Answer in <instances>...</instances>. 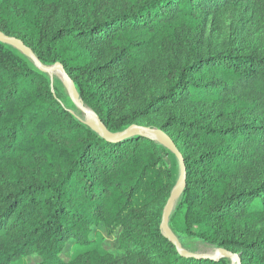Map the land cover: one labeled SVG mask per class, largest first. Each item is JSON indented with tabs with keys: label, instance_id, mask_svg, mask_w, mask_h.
<instances>
[{
	"label": "trees",
	"instance_id": "obj_1",
	"mask_svg": "<svg viewBox=\"0 0 264 264\" xmlns=\"http://www.w3.org/2000/svg\"><path fill=\"white\" fill-rule=\"evenodd\" d=\"M62 1L0 0V33L22 40L43 65L62 64L85 105L110 132L182 103L201 108L247 101L264 112V54L228 50L167 67L162 71L166 92L136 102L125 113L128 92L137 87L132 79L143 78L156 63L154 54L143 51L148 43L187 18L242 0H134L114 16L101 13L94 2L59 25L51 10ZM120 41L125 46L102 61V49H114ZM102 75L109 76L101 81ZM224 112L221 108L197 119L175 114L161 127L166 134L169 126L189 133L180 143L170 137L187 168V186L170 227L186 234L204 226L199 236L209 243L230 217L264 206V183L227 196L236 171L264 157V122ZM165 156L176 159L147 137L105 140L62 106L49 75L0 42V170L13 166L18 173L16 183L0 188V264L31 255H39L43 264H62L66 245L88 243L98 223L112 229L124 225L134 207L150 206L167 190L161 165ZM25 167L30 174L22 171ZM160 226L147 236L136 228L132 236L138 244L146 239L150 248L167 247V255L158 256L160 264H226L224 258L214 262L180 256ZM224 243L252 254L240 256L242 264H264V236L213 245L221 249Z\"/></svg>",
	"mask_w": 264,
	"mask_h": 264
},
{
	"label": "rangeland",
	"instance_id": "obj_2",
	"mask_svg": "<svg viewBox=\"0 0 264 264\" xmlns=\"http://www.w3.org/2000/svg\"><path fill=\"white\" fill-rule=\"evenodd\" d=\"M132 1L134 0H63L55 5L51 11L54 13L52 17L56 22L55 24L61 25L76 11L83 12L89 9L94 2L98 3V9L101 13L114 16L127 9ZM124 46L125 42L120 41L114 49H102L101 60L110 59L118 52L117 49H121ZM228 50H237L247 54L255 52L264 54V0L260 2L242 0L219 6L210 15L202 14L199 17L187 18L176 29L165 33L160 38L154 39L152 45L148 43L143 51L154 54L156 63L146 76L132 79L137 84V87L128 92L127 101L129 103L125 104V113L136 102L140 104L149 97H155L166 92L167 83L162 71L167 67L184 66L195 60L204 59L212 54ZM47 75H49L53 92L61 97L62 106L71 111V113L77 114L83 120L90 121V117L83 114L73 103L64 75L60 72ZM108 76L102 75L100 80L103 81ZM197 107L189 103L165 106L156 114L142 118L132 125L161 129L166 120L175 114L197 119V117L208 115V113L215 115L219 113L221 108H225V116L231 112H237L238 116H245L250 120L264 122V112L257 111L252 102L239 101L229 103V105L225 102L218 104V106L211 104L210 106L201 105V108ZM89 110L92 111L90 108ZM165 131L170 137L177 138L178 143L189 136L186 130L179 131L177 127L172 128L169 126ZM152 140L159 143L157 138ZM196 151L198 150L196 149ZM161 165H163V171H165L167 176V190L153 204L148 207H134L128 214L127 222L120 227L112 229L105 226L102 222L98 223L95 230L90 232L88 243H76L72 240L66 245L60 255L61 263L160 264L158 256L167 255L165 251L168 248H150V245L146 243V239L140 240L138 244L132 239V236L136 228L139 229L142 236L150 235L155 226L161 224L165 205L179 182L180 166L175 158L165 156ZM29 169L25 167L22 171L30 174ZM17 180L18 173L13 166L0 170L1 189H7L10 184L16 183ZM263 183L264 157L259 156L254 158L249 167H243L241 170L236 171L232 176V181L230 180V191L227 196L240 190L248 191ZM180 200L181 197L176 203L172 215L175 213L176 206ZM258 205L250 213L230 217L227 222L222 224V228L217 234V240L212 243L203 240L199 236L206 231L204 226H194L192 231L186 234H178V232L175 234L180 237L185 251L200 255L217 253L220 248L215 247L213 244L221 241L245 242L259 240L264 236V206L263 204ZM171 229L174 232L173 229L175 228ZM177 229L180 230L181 227L177 226ZM129 237H131L130 240ZM222 245V248L240 256L243 255L245 258H250V255H252L251 253L247 255L243 247L236 243H224ZM12 264H43V260L39 255H31L20 262ZM226 264H231V261L226 259Z\"/></svg>",
	"mask_w": 264,
	"mask_h": 264
},
{
	"label": "water",
	"instance_id": "obj_3",
	"mask_svg": "<svg viewBox=\"0 0 264 264\" xmlns=\"http://www.w3.org/2000/svg\"><path fill=\"white\" fill-rule=\"evenodd\" d=\"M0 42L9 46H12L19 50L23 55L29 58L42 72L46 74H53L55 72H60L64 75L65 79L69 82V93L71 99L75 106L86 116L92 117V121H85V124L91 128L94 132L101 135L105 140L109 142H121L128 138H132L134 136H142L148 137L151 139H158L159 143L166 148L170 153H172L180 166V178L176 188L171 193L165 208L162 214V222H161V230L165 234V237L172 243V245L176 248L177 252L180 256L186 258H194V259H204L211 260L214 262H218L221 259H228L231 261V264H242L241 258L239 254L233 253L227 249L221 248L215 254H194L183 249V246L176 236V234L172 231L170 227V218L172 215V211L179 201L180 197L185 192L187 186V168L183 155L177 148L174 141L170 138L168 134H166L161 129H155L152 127H144L139 125L129 126L127 129L119 132L112 133L110 132L106 126L102 123L100 118L85 105L83 100L80 97L79 92L76 89L74 81L68 76L62 64L58 63L54 66H45L43 65L38 57L34 54V52L25 45V43L15 37H10L3 35L0 33Z\"/></svg>",
	"mask_w": 264,
	"mask_h": 264
},
{
	"label": "bare ground",
	"instance_id": "obj_4",
	"mask_svg": "<svg viewBox=\"0 0 264 264\" xmlns=\"http://www.w3.org/2000/svg\"><path fill=\"white\" fill-rule=\"evenodd\" d=\"M66 83H67L68 86H70L68 81H66ZM92 120H93L92 117H90V121H92Z\"/></svg>",
	"mask_w": 264,
	"mask_h": 264
}]
</instances>
